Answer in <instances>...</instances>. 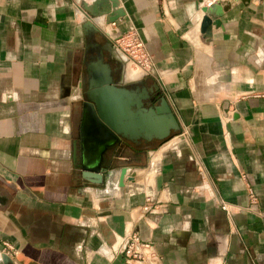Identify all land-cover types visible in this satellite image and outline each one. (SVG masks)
I'll return each instance as SVG.
<instances>
[{
    "label": "crops",
    "instance_id": "crops-1",
    "mask_svg": "<svg viewBox=\"0 0 264 264\" xmlns=\"http://www.w3.org/2000/svg\"><path fill=\"white\" fill-rule=\"evenodd\" d=\"M92 1L0 0V264H121L132 233L156 264H264V0H230L208 41V0H119L124 16L92 19L98 31ZM130 32L150 64L143 87L157 85L178 132L123 140L113 175L91 183L87 66L103 57L113 79L118 62L133 67L114 45ZM137 71L119 85L141 91L124 81Z\"/></svg>",
    "mask_w": 264,
    "mask_h": 264
},
{
    "label": "water",
    "instance_id": "water-1",
    "mask_svg": "<svg viewBox=\"0 0 264 264\" xmlns=\"http://www.w3.org/2000/svg\"><path fill=\"white\" fill-rule=\"evenodd\" d=\"M119 0H93L83 6L92 22L105 16V24L115 23L124 16L119 7ZM230 0H220L209 7L201 8L203 15L199 22L201 37L209 40L212 27L220 26L219 18L229 8ZM89 75L88 92L82 103L80 122V163L82 176L91 183H101L113 175L118 157V148L123 140L139 139L161 141L169 140L171 131L178 130V123L165 97H160L156 104L149 107L144 102L153 92L152 88L143 87L141 91L130 90L120 86L112 78L108 64L103 57H98L87 66ZM154 88L157 85L154 84ZM76 158V149L73 151ZM127 167L119 170L118 183L123 184ZM8 255L1 254L3 264H10Z\"/></svg>",
    "mask_w": 264,
    "mask_h": 264
},
{
    "label": "built area",
    "instance_id": "built-area-1",
    "mask_svg": "<svg viewBox=\"0 0 264 264\" xmlns=\"http://www.w3.org/2000/svg\"><path fill=\"white\" fill-rule=\"evenodd\" d=\"M113 24L114 23L109 25ZM105 27H108V25ZM114 43L115 45L118 44L117 46L130 57L132 63H134L137 68H140L143 72L149 69L150 64L144 43L137 34L130 32L121 35L114 40ZM220 206L223 210L228 211L227 203L221 202ZM143 208L145 211L151 213L156 212V205H145ZM3 244L6 247L5 249L13 250L10 243L4 241ZM117 251H119L123 257L121 264H156L159 260L154 245L149 242L141 241L135 233L121 238V243Z\"/></svg>",
    "mask_w": 264,
    "mask_h": 264
},
{
    "label": "rangeland",
    "instance_id": "rangeland-1",
    "mask_svg": "<svg viewBox=\"0 0 264 264\" xmlns=\"http://www.w3.org/2000/svg\"><path fill=\"white\" fill-rule=\"evenodd\" d=\"M114 45H115V43H114ZM117 45H115V47L117 49H119L122 53H124ZM124 54L127 55L126 53H124ZM127 57L129 59V61L132 62L131 59H130V57L128 55H127ZM117 64L119 66V74H118V78L117 79L114 78V79L117 80L120 84L123 85V83L121 81H119L120 73H121L122 70H123L124 73H126V76L129 77L130 72L133 69H135V70L138 69V71L136 72V73H138V75L134 76L133 78H127L126 77V80H124V81L127 83V85H131L132 86V85H134V83L141 81L140 78H139V74L142 72V70L140 68H137L134 63H132L133 64V67H130L129 65H127L126 63L121 62V61L118 62ZM158 100H159V98L158 99H154L148 105H147L148 102L146 103V101H145L144 102V106L145 107H149V106H151L153 104H156ZM175 132H178V131L177 130L171 131V135L170 136H172L173 134H175ZM169 138H171V137H169ZM159 142L163 143V141H161V140H159Z\"/></svg>",
    "mask_w": 264,
    "mask_h": 264
},
{
    "label": "flooded vegetation",
    "instance_id": "flooded-vegetation-1",
    "mask_svg": "<svg viewBox=\"0 0 264 264\" xmlns=\"http://www.w3.org/2000/svg\"><path fill=\"white\" fill-rule=\"evenodd\" d=\"M118 74H119V69H117V70L114 71V78L115 79L118 78ZM146 84H148V80L147 79H141V81L136 82V83H134V85H132V87L131 86H129V87H131L133 89H136V88H139L140 89L141 87L146 86ZM147 88H149V87H147ZM151 88H152L153 92L150 93V97L146 101V103L148 102L147 105L150 102H152V100L160 98V92H159V90L158 89H155L154 86H153V84H152V87Z\"/></svg>",
    "mask_w": 264,
    "mask_h": 264
},
{
    "label": "bare ground",
    "instance_id": "bare-ground-1",
    "mask_svg": "<svg viewBox=\"0 0 264 264\" xmlns=\"http://www.w3.org/2000/svg\"><path fill=\"white\" fill-rule=\"evenodd\" d=\"M217 0H208L209 3H215Z\"/></svg>",
    "mask_w": 264,
    "mask_h": 264
}]
</instances>
